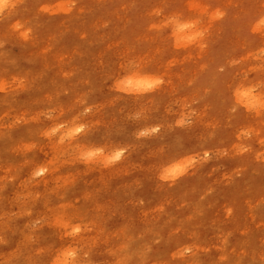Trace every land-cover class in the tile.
Segmentation results:
<instances>
[{
    "label": "rangeland",
    "instance_id": "374dc122",
    "mask_svg": "<svg viewBox=\"0 0 264 264\" xmlns=\"http://www.w3.org/2000/svg\"><path fill=\"white\" fill-rule=\"evenodd\" d=\"M70 2L77 5L72 13L58 14ZM182 2L188 0H20L7 16L0 15V79L7 73L9 81L8 90L0 92V264L30 260L40 247L60 245L64 233L55 212L60 208L88 226L66 243L89 251V264H113L110 254L119 247L113 237L126 229L128 238L152 239L154 250L145 257L151 264L173 258L179 264L264 261V120L225 106L229 85L245 79L260 83L264 38L250 39L246 29L264 0H201L226 14L204 23V35L195 43L152 34V23L163 20H151L152 14ZM17 23L31 29L30 39L14 29ZM141 62L156 70L162 85L144 95L121 91V69ZM83 100L92 111L74 116L86 117L87 134L109 150L90 162L79 160L70 142L59 146V136L52 141L41 135L55 118L54 109L59 116ZM181 116L183 127L176 124ZM153 127L160 130L139 135ZM25 144L32 153L21 150ZM118 148L124 150L121 157L107 163L106 156ZM193 154L196 162L176 180L160 178L165 160ZM51 162L47 173L33 177L35 168ZM37 194L43 197L38 202ZM36 221H42L39 228ZM33 232L46 243L30 247ZM185 248L191 251L178 255Z\"/></svg>",
    "mask_w": 264,
    "mask_h": 264
},
{
    "label": "snow or ice",
    "instance_id": "6c2138e0",
    "mask_svg": "<svg viewBox=\"0 0 264 264\" xmlns=\"http://www.w3.org/2000/svg\"><path fill=\"white\" fill-rule=\"evenodd\" d=\"M17 7L16 0H0V15L6 10H11ZM77 7L74 2H70L61 8L58 14H71ZM48 11L47 8L44 9ZM172 13L171 15H167ZM226 12L222 11L219 6L211 2L203 3L201 0H188L187 3L181 4H169L159 7L151 16V20L156 21L163 18L162 23H152L150 32L152 34L158 33L159 35L174 36L179 44L180 41H187L188 43H195L199 38L203 37L204 31L202 25L208 22L211 23L222 19ZM23 26L19 23L14 25V29L20 32V35L28 40L31 37V29L22 30ZM246 33L250 39L264 38V9L256 14L246 29ZM261 58L264 59V47L260 48ZM223 71V69H221ZM260 83H256L254 80L245 79L239 84H231L228 86V99L226 105L232 104L233 112H244L245 110L249 114L255 113L257 117L264 120V64L260 67ZM7 73L5 78L0 79V92H6L9 88V81L7 80ZM120 75L124 78L119 80L117 87L123 92L136 93L140 95L149 94L152 89L162 85V80L159 74L153 68L146 67L141 62L140 64L133 63L127 68H122ZM255 75V73H253ZM24 85V81H20V86ZM90 101L83 100L78 101L71 109H67L59 116H56V109L53 110L52 116L54 119H50L43 126L41 135L47 137L49 140L55 141V138L59 136V146H63L65 143L70 142L73 145V150L78 153V159L82 161H93L98 156H104L109 150L106 147L97 146L93 142L92 137L87 134V126L83 120L84 116H74L75 113L81 109L83 113H88L92 109L86 107V104ZM73 117L72 119H69ZM64 121V122H61ZM186 120L183 116L176 121L177 126L183 127ZM160 129L153 127L146 131H141L139 135L145 136L150 133H156ZM243 134H250L245 132ZM261 135L264 136V130L261 131ZM264 143V141H262ZM31 145H23L21 150L25 154L31 153ZM240 151H246L244 148H240ZM124 150L118 148L114 151H110L106 156V162L111 163L118 160ZM204 157L209 156V152L203 153ZM196 162V154L191 156L185 155L183 158L173 157L165 160L159 169L160 177L163 180H176L181 176L191 165ZM55 162L48 163L43 166L35 168L33 171V177H41L54 166ZM10 175V173H9ZM7 183V182H6ZM14 183V180H13ZM43 197L37 194V201ZM25 199L24 197H17V201ZM56 224L64 233V239L60 245H53L51 248L40 247L38 253L35 254L33 259L17 261H10L9 264H89L91 254L89 251H84L79 245L72 246L66 243V238L76 237L85 233L88 230V226L83 221H77L68 217L63 208L56 209ZM32 213H29V217ZM42 221H36L35 227L39 228ZM70 229V231H69ZM30 247L37 248L46 242L40 239L39 232H33L28 238ZM113 240L119 247H114L110 259L113 264H151L149 257L153 250L154 244L152 239L148 235H142L132 238H128L127 229L124 233H117ZM145 245H147L145 247ZM11 247V245H9ZM191 249L185 248L178 255H183L185 252H190ZM83 254V259H81ZM162 264H179V262L173 258L165 260ZM217 264H231L228 259H222ZM264 264V261L261 262Z\"/></svg>",
    "mask_w": 264,
    "mask_h": 264
},
{
    "label": "bare ground",
    "instance_id": "6f19581e",
    "mask_svg": "<svg viewBox=\"0 0 264 264\" xmlns=\"http://www.w3.org/2000/svg\"><path fill=\"white\" fill-rule=\"evenodd\" d=\"M237 1H238V0H237ZM16 2H17V5L20 4V3H19L20 0H16ZM165 2H166V1H165ZM167 2H168V1H167ZM231 2H232V1H231ZM121 3H122V2H121ZM168 3H169V2H168ZM182 3H183V2H182ZM233 3H234V2H233ZM56 4H58V3H56ZM261 5H262V4H261ZM59 7H60V6H59ZM12 11H13V9H11V10H6V11H5L6 16H7V14H8L9 12H12ZM14 11H15V10H14ZM237 14H238V13H237ZM234 16H235V15H234ZM19 21H20V20H19ZM14 24H15V23H14ZM25 29H26V28H25ZM221 34H222V33H221ZM221 34H220V36H221ZM161 38H162V37H161ZM257 39H259V38H257ZM223 41H225V40H223ZM257 42H258V41H257ZM161 43H162V42H161ZM232 43H233V42H232ZM159 44H160V43H159ZM229 44H230V43H229ZM157 45H158V44H157ZM99 46H100V45H99ZM160 46H161V44H160ZM160 46H159V48H160ZM101 47H102V46H101ZM161 47H162V46H161ZM120 49H121V48H120ZM151 49H152V48H151ZM89 50H90V49H89ZM99 50H100V49H99ZM101 50H102V49H101ZM101 50H100V51H101ZM159 50H160V49H159ZM189 50H190V49H189ZM106 51H107V50H106ZM122 51H123V50H122ZM149 51H150V50H149ZM155 51H156V50H155ZM91 52H92V51H91ZM93 52H95V51L93 50ZM101 52H102V51H101ZM150 52H151V51H150ZM95 53H96V52H95ZM111 54H112V53H111ZM114 54H115V53H114ZM124 54H125V53H124ZM172 54H174V53H172ZM147 55H148V54H147ZM94 56H95V55H94ZM103 56H104V55H103ZM107 56H108V54H107ZM105 57H106V56H105ZM173 57H174V55H173ZM111 58H112V57H111ZM145 58H146V57H145ZM168 59H169V58H168ZM109 60H110V59H108V62H109ZM105 61H107V60L105 59ZM145 61H146V60H145ZM103 62H104V60H103ZM262 63H263V62H262ZM258 64H259V62H258ZM260 64H261V63H260ZM108 65H109V63H108ZM258 66H260V65H258ZM27 68H28V67H27ZM32 68H33V67H32ZM251 68H252V67H251ZM22 69H23V68H22ZM249 69H250V68H249ZM249 69H248V70H249ZM258 69H259V68H258ZM258 69H257V70H258ZM20 70H21V69H20ZM24 70H25V69H24ZM159 70H160V69H159ZM110 71H111V70H110ZM110 71H109V72H110ZM253 71H254V70H253ZM27 72H28V71H27ZM27 72H26V73H27ZM105 72H106V71H105ZM107 72H108V71H107ZM12 73H13V72H12ZM17 73H18V72H17ZM253 73H254V72H253ZM13 74H14V73H13ZM18 74H20V73H18ZM106 74H107V73H106ZM109 74H110V73H109ZM24 75H25V74H24ZM31 75H32V74H31ZM1 77H2V76H1ZM25 77H26V75H25ZM22 79H24V78H22ZM258 83H259V82H258ZM235 84H236V83H235ZM237 84H238V83H237ZM168 85H169V84H168ZM165 88H166V87H165ZM38 94H39V92H38ZM46 94H47V93H46ZM0 95H1V94H0ZM47 95H48V94H47ZM28 96H29V95H28ZM31 96H33V95H31ZM42 96H43V95H42ZM148 96H149V95H148ZM157 96H158V95H157ZM157 96H156L155 98H157ZM45 97H46V96H45ZM45 97H44V98H45ZM153 97H154V96H153ZM31 98H33V97H31ZM37 98H38V97H37ZM149 98H150V97H149ZM158 98H159V97H158ZM19 99H20V98H19ZM27 99H28V98H27ZM50 99H51V98H50ZM22 100H23V98H22ZM22 100H21V101H22ZM31 100H32V99H31ZM35 100H36V99L34 98L33 101H35ZM37 100H38V99H37ZM40 100H42V99H40ZM44 100H46V99H44ZM36 102H37V101H36ZM20 103H21V102H20ZM22 103H23V102H22ZM29 103H30V102H29ZM25 104H26V102H25ZM15 106H16V105H15ZM24 106H25V105H24ZM8 107H10V106H8ZM12 108H13V107H12ZM26 108H29V107H26ZM58 108H59V107H58ZM10 109H11V107H10ZM14 109H15V108H14ZM231 109H232V108H231ZM23 110H25V109H23ZM7 112H8V111H7ZM20 114H21V113H20ZM253 115H254V114H253ZM21 116H22V115H21ZM255 116H257V115H255ZM252 118H253V116H252ZM249 120H250V119H249ZM252 120H253V119H252ZM250 122H251V121H250ZM256 122H257V121H256ZM248 123H249V121H248ZM253 123H254V122H253ZM256 124H257V123H256ZM30 129H31V128H30ZM28 130H29V129H28ZM38 131H39V130H38ZM0 134H2L1 130H0ZM256 134H257V133H256ZM34 136H35V135H34ZM20 138H21V136H20ZM20 138H19V140H17V142H18V141H21V140L24 139L25 137H23L21 140H20ZM29 138H30V137H29ZM28 140H29V139H28ZM24 141H27L26 138H25ZM22 142H23V140H22ZM32 142H33V141H32ZM4 147H5V146H4ZM8 148H9V147H8ZM8 148H7V149H8ZM31 151H32V150H31ZM34 152H35V150H34ZM31 153H32V152H31ZM21 154H22V153H21ZM21 154H20V155H21ZM22 155H23V154H22ZM27 155H28V154H27ZM37 155H38V154H37ZM29 156H30V155H29ZM13 157H15V156H13ZM36 157H40V156H36ZM20 159H21V158H20ZM28 159H29V157H28ZM31 160H32V158H31ZM51 160H52V159H51ZM5 161H6V160H5ZM28 161H30V160H28ZM5 163H8V162H5ZM9 163H10V162H9ZM20 163H22V162H20ZM3 164H4V163H3ZM27 164H28V163H27ZM7 165H8V164H7ZM19 165H20V164H19ZM71 165H72V164H71ZM26 166H27V165H26ZM19 167H20V166H19ZM67 167H68V165H67ZM65 168H66V167H65ZM60 169H61V168H60ZM66 169H68V168H66ZM79 169H80V168H79ZM19 170H20V169H19ZM58 170H59V168H58ZM58 170H57V171H58ZM74 170H75V169H74ZM74 170H73V171H74ZM157 170H158V169H157ZM15 171H16V170H15ZM15 171H14V172H15ZM63 171H64V170H63ZM65 171H66V170H65ZM68 171H69V170H68ZM152 171H153V170H152ZM154 171H155V170H154ZM14 172H11V173L13 174ZM55 172H56V171H55ZM55 172H54V174H56ZM18 173H19V172H18ZM18 173H17V174H18ZM58 173H61V172H58ZM62 173H63V172H62ZM154 173H156V172H154ZM17 174H16V175H17ZM54 174H53V175H54ZM73 174H74V173H73ZM49 175H50V174H49ZM152 175H153V174H152ZM159 175H160V174H159ZM159 175H158V176H159ZM147 176H149V175H147ZM17 177H18V176H17ZM151 177H152V176H151ZM151 177H149V178H151ZM146 178H147V180H150V179H148V177H146ZM152 178H153V177H152ZM160 178H161V177H160ZM160 178H159L158 180H160ZM145 181H146V180H145ZM145 181H144V182H145ZM156 181H157V179H156ZM194 181H195V180H194ZM87 183H88V182H87ZM153 183H154V182H153ZM157 183H158V182H157ZM155 184H156V183H155ZM177 184H179V183H177ZM199 184H200V183H199ZM39 185H40V184H39ZM119 185H120V184H119ZM184 185H185V184H184ZM191 185H192V184H191ZM203 185H205V183H204ZM86 186H87V185H86ZM108 186H109V184H108ZM155 186H156V185H155ZM188 186H189V185H188ZM193 186H195V184H194ZM201 186H202V185H201ZM150 187H151V184H150ZM153 188H154V187H153ZM165 188H166V187H164V189H165ZM180 188H181V187H180ZM33 189H34V188H33ZM67 189H68V188H67ZM77 189H79V188H77ZM104 189H105V188H104ZM108 189H109V188H108ZM112 189H113V188H112ZM115 189H116V188H115ZM117 189H118V188H117ZM188 189H189V188H188ZM188 189H187V190H188ZM195 189H196V188H195ZM81 190H82V189H81ZM149 190H151V189H149ZM183 190H184V188H183ZM30 191H32V190H30ZM35 191H37V187H36V190H35ZM38 191H39V190H38ZM58 191H59V190H58ZM60 191H61V190H60ZM67 191H70V190H67ZM91 191H92V190H91ZM109 191H110V190H109ZM109 191H108V192H109ZM112 191H113V190H112ZM176 191H177V190H176ZM185 191H186V189H185ZM33 192H34V191H33ZM79 192H80V191H79ZM84 192H86V191L84 190ZM145 192H146V191H145ZM148 192H149V191H148ZM153 192H154V191H153ZM158 192H159V191H158ZM163 192H165V191H163ZM177 192H178V191H177ZM200 192H201V191H200ZM65 193H66V192H65ZM68 193H70V192H68ZM103 193H104V192H103ZM178 193H179V192H178ZM185 193H186V192H185ZM188 193H189V192H188ZM193 193H194V190H193ZM30 194H31V193H30ZM48 194H49V193H48ZM93 194H94V196H95V193H93ZM96 194H97V193H96ZM99 194H100V193H99ZM147 194H148V193H147ZM53 195H54V194H53ZM53 195H52V197H53ZM75 195H76V194H75ZM113 195H114V194H113ZM144 195H145V193H144ZM157 195H158V194H157ZM173 195H174V194H173ZM46 196H47V192H46ZM50 196H51V195H50ZM64 196H65V195H64ZM73 196H74V195H73ZM96 196H98V195H96ZM110 196H111V195H110ZM175 196H176V195H175ZM184 196H185V195H184ZM70 197H71V196H70ZM87 197H88V196H87ZM156 197H157V196H156ZM56 198H57V197H56ZM58 198H59V197H58ZM58 198H57V199H58ZM61 198H62V197H61ZM63 198H65V197H63ZM159 198H161V197H159ZM163 198H164V197H163ZM166 198H167V197H166ZM49 199H50V198H49ZM51 199H52V198H51ZM89 199H91V198H89ZM89 199H88V200H89ZM93 199H94V198H93ZM153 199H154V198H153ZM33 200H34V199H33ZM36 200H37V199H36ZM41 200H42V199H41ZM65 200H66V199H65ZM94 200H97V199H94ZM191 200H193V199H191ZM39 201H40V200H39ZM63 201H64V200H63ZM99 201H100V200H99ZM149 201H151V200H149ZM164 201H165V200H164ZM186 201H187V200H186ZM205 201H206V200H205ZM34 202H35V201H34ZM37 202H38V201H37ZM47 202H49V201H47ZM50 202H51V201H50ZM174 202H175V201H174ZM84 203H85V202H84ZM162 203H163V202H162ZM202 203H203V202H202ZM34 204H35V203H34ZM46 204H47V203H46ZM74 204H75V203H74ZM85 204H86V203H85ZM150 204H151V203H150ZM168 204H169V203H168ZM191 204H192V203H191ZM224 204H227V202L224 203ZM41 205H42V204H41ZM41 205H40V206H41ZM152 205H153V204H152ZM175 205H177V204H175ZM37 206H38V205H37ZM40 206H39V207H40ZM161 206H162V205H161ZM183 206H184V205H183ZM192 206H193V205H192ZM225 206H226V205H225ZM84 207H85V206H84ZM155 207H156V206H155ZM157 207H158V206H157ZM221 207H222V206H221ZM42 208H43V207H42ZM86 208H87V207H86ZM161 208H162V207H161ZM168 208H169V207H168ZM185 208H186V207H185ZM158 209H159V207H158ZM183 209H184V208H183ZM188 209H189V208H188ZM219 209H220V208H219ZM223 209H226V208H223ZM2 210H3V209H2ZM34 210H35V209H34ZM160 210H161V209H160ZM164 210H165V209H164ZM170 210H171V209H170ZM216 210H217V209H216ZM152 211H153V210H152ZM213 211H214V210H213ZM217 211H219V210H217ZM219 212H220V211H219ZM173 213H174V212H173ZM221 213H222V212H221ZM152 214H153V213H152ZM162 214H163V213H162ZM164 214H166V213H164ZM164 214H163V215H164ZM176 214H177V213H176ZM216 216H217V215H216ZM163 217H164V216H163ZM180 217H181V216H180ZM196 217H197V216H196ZM196 217H195V218H196ZM230 217H231V216H230ZM230 217H229V218H230ZM157 218H158V217H157ZM195 218H194V219H195ZM213 218H214V216H213ZM232 218H233V217H232ZM166 219H167V218H166ZM168 219H169V218H168ZM209 219H211V218H209ZM216 219H217V218H216ZM178 220H179V219H178ZM213 220H215V219H213ZM168 221H169V220H168ZM170 221H171V220H170ZM179 221H181V220H179ZM190 221H192V220H190ZM202 221H203V220H202ZM217 221H219V220H217ZM217 221H215V222L213 221V223H216ZM185 222H188V221H185ZM199 222H200V221H199ZM210 222H211V221H210ZM167 223H168V222H167ZM175 223H176V222H175ZM180 223H181V222H180ZM182 223H183V222H182ZM200 223H201V222H200ZM200 223H198V224H196V225H199ZM208 223H209V222H208ZM213 223H212V224H213ZM220 223H221V222H220ZM223 223H224V222H223ZM163 224H164V223H163ZM209 224H210V223H209ZM174 226H175V225H174ZM179 226H180V225H179ZM193 226H194V225H193ZM200 226H201V225H200ZM203 226H204V225H203ZM235 226H236V225H235ZM254 226H255V225H254ZM56 227H57V226H56ZM164 227H165V226H164ZM180 227H181V226H180ZM205 227H206V226H205ZM211 227H212V226H211ZM211 227H210V228H211ZM172 228H173V227H172ZM177 228H178V227H177ZM181 228H182V227H181ZM219 228H220V227H219ZM54 229H55V228H54ZM166 229H168V228H166ZM166 229H165V230H166ZM169 229H170V228H169ZM178 229H179V228H178ZM191 229H192V228H191ZM195 229H196V228H195ZM195 229H194V230H195ZM220 229H221V228H220ZM231 229H233V227H232ZM235 229H236V228H235ZM237 229H238V228H237ZM160 230H161V229H160ZM172 230H174V229H172ZM197 230H198V229H197ZM167 231H168V230H167ZM181 231H182V230H181ZM218 231H219V230H218ZM220 231H221V230H220ZM220 231H219V232H220ZM223 231H224V230H223ZM235 231H236V230H235ZM247 231H248V230H247ZM165 232H166V231H165ZM173 232H174V231H173ZM176 232H177V231H176ZM196 232H197V231H196ZM231 232H232V231H231ZM52 233H53V232H52ZM178 233H179V232H178ZM178 233H177V234H178ZM184 233H185V232H184ZM245 233H246V231H245ZM245 233H244V234H245ZM168 234H169V233H168ZM188 234H189V233H188ZM188 234H186V235H188ZM211 234H212V233H211ZM235 234H236V232H235ZM56 235H57V234H56ZM159 235H160V234H159ZM165 235H166V234H165ZM207 235H208V234H207ZM207 235H206V236H207ZM55 237H56V236H55ZM200 238H201V237H200ZM176 239H177V238H176ZM176 239H175V240H176ZM207 239H208V238H207ZM210 239H211V238H210ZM198 240H200V239H197V241H198ZM208 240H209V239H208ZM211 240H212V239H211ZM227 240H228V239H227ZM52 241H53V240H52ZM169 241H170V240H169ZM195 241H196V239H195ZM197 241H196V242H197ZM243 241H245V239H244ZM175 242H176V241H175ZM206 242H207V241H206ZM228 242H229V241H228ZM240 242H241V241H240ZM48 243H49V242H48ZM163 243H164V242H163ZM167 243H168V242H167ZM167 243H166V244H167ZM173 244H174V243H173ZM201 244H203V243H201ZM205 244H206V243H205ZM208 244H209V243H208ZM240 244H241V243H240ZM257 244H260V243H257ZM49 245H50V244H49ZM197 245H198V244H197ZM227 245H228V244H227ZM237 245H238V244H237ZM195 246H196V244H195ZM204 246H205V245H204ZM243 246H244V245H243ZM166 247H167V246H166ZM226 247H227V246H226ZM244 247H245V246H244ZM223 248H225V246H224ZM229 248H230V247H229ZM240 248H241V247H240ZM257 248H258V247H257ZM260 248H261V247H260ZM168 249H169V248H168ZM177 249H178V248H177ZM238 249H239V248H238ZM250 249H251V248H250ZM163 250H164V249H163ZM172 250H173V249H172ZM174 250H176V248H174ZM178 250H179V249H178ZM230 250H231V249H230ZM235 250H236V249H235ZM241 250H242V249H241ZM169 251H170V250H169ZM222 251L225 252L223 249H222ZM260 251H261V250L259 249V252H260ZM174 252H175V251H174ZM226 252H227V251H226ZM245 252H246V251H245ZM197 253H199V252L197 251ZM214 253H215V252H214ZM218 253H219V252H218ZM242 253H243V252H242ZM255 253L257 254L258 252H255ZM168 254H169V252H168ZM229 254H230V251H229ZM260 254H261V253H260ZM162 255H163V254H162ZM164 255H165V254H164ZM193 255H194V254H193ZM212 255H213V254H212ZM230 255H231V254H230ZM244 255H245V254H244ZM244 255H243V256H244ZM160 256H161V255H160ZM205 256H206V254H205ZM209 256H210V255H209ZM214 256H215V255H214ZM245 256H246V255H245ZM219 257H220V255H219ZM223 257H224V255H223ZM223 257H222V258H223ZM232 257H233V256H232ZM246 257H248V256H246ZM255 257H256V256H255ZM255 257L253 256V258H255ZM179 258H180V257H179ZM214 258H216V257H214ZM248 258H249V257H248ZM240 259H241V258H240ZM258 259H259V258H258ZM180 260H181V259H180ZM219 260H220V259H219ZM241 260H242V259H241ZM154 261H155V260H154ZM157 261H158V260H157ZM157 261H155V262H157ZM189 261H190V260H189ZM203 261H204V260H203ZM205 261H206V260H205ZM261 261H263V260H261ZM182 262H183V261H182ZM216 262H217V261H216ZM240 262H241V261H240ZM179 263H180V262H179ZM248 263H249V262H248ZM255 263H256V262H255ZM186 264H187V263H186ZM199 264H200V262H199ZM201 264H203V262H202ZM205 264H206V263H205ZM234 264H235V263H234Z\"/></svg>",
    "mask_w": 264,
    "mask_h": 264
}]
</instances>
